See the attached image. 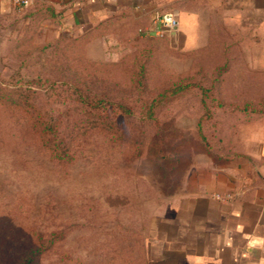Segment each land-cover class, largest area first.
Wrapping results in <instances>:
<instances>
[{
  "label": "rangeland",
  "instance_id": "1",
  "mask_svg": "<svg viewBox=\"0 0 264 264\" xmlns=\"http://www.w3.org/2000/svg\"><path fill=\"white\" fill-rule=\"evenodd\" d=\"M23 13L0 20V84L13 73L40 76L47 84L35 86L40 92L29 94L26 105L23 92L0 89V264H15L30 249L40 250L34 264H182V249L174 241L185 236L183 229L177 235L170 222L181 207L176 220L185 223L184 204L177 197L184 192L190 165L202 161L201 152L206 151L195 134L197 112L181 105L159 109L167 133L162 150L168 160L163 161L143 145L154 141L153 126L126 119L120 127L123 138L118 139L78 96L134 97L129 86L136 65L145 64L147 86L156 89L161 81L212 67L216 58L221 61L222 44L231 41L211 44L209 55L193 59L175 53L174 58L163 44L129 41L122 42L117 57L112 52L106 58L105 47L94 49L88 35H61L67 40L55 44L61 36H55L56 26L45 27V20L24 29L29 21ZM257 30L260 41L251 61L263 65V29ZM210 31L226 40L232 29L213 24ZM240 32L248 34L247 28ZM144 49L151 51L147 58ZM231 52L239 55L234 64L247 62L243 43ZM71 62L74 68L65 65ZM190 63L191 70L182 72ZM236 76H225L221 100L253 93L231 90L238 81L247 83L246 74ZM98 77L109 84L95 82ZM50 82L60 85L50 88ZM120 87L128 89L121 92ZM210 130L204 129L211 153L219 154ZM54 142L63 147L51 152Z\"/></svg>",
  "mask_w": 264,
  "mask_h": 264
},
{
  "label": "crops",
  "instance_id": "2",
  "mask_svg": "<svg viewBox=\"0 0 264 264\" xmlns=\"http://www.w3.org/2000/svg\"><path fill=\"white\" fill-rule=\"evenodd\" d=\"M39 5L54 11L55 17L45 19L44 26H56V37L88 35L94 49L105 47L106 58H111L112 52L117 57L123 50L122 42L129 41H147L155 47L163 44L169 53L186 59L203 58L204 53L209 55L211 44L231 41L230 45L222 44L221 61L216 58L212 67L199 69L212 71L226 60L228 69L223 79L230 74L237 78L247 75L248 84L233 82L237 86L231 90L253 93L221 103L262 106L263 113L218 112L221 125L215 145L219 154L203 150V160L190 165L184 175V192L177 197L184 204L186 221L181 226L176 220L179 207L170 227L177 235L183 229L184 240L174 241L182 249L178 255L182 264H264V64L253 65L251 61L260 41L257 29H263L264 44V0H39ZM33 6L34 0H28L27 6L0 0V20ZM165 12L176 15L178 29L158 39L153 34V21ZM213 24L232 29L226 40L223 35H213ZM241 28H247L248 34L241 33ZM241 43L248 49L247 62L237 60L234 64L232 60L239 55L231 50ZM187 67L182 72L191 70V63ZM225 85L223 81L221 90ZM257 91L263 94L253 96ZM213 194H229L232 198L221 203L211 197Z\"/></svg>",
  "mask_w": 264,
  "mask_h": 264
},
{
  "label": "trees",
  "instance_id": "3",
  "mask_svg": "<svg viewBox=\"0 0 264 264\" xmlns=\"http://www.w3.org/2000/svg\"><path fill=\"white\" fill-rule=\"evenodd\" d=\"M34 2L35 6L23 10L24 18L28 19L29 21L24 24V29L29 28V26L32 25V22H37V20L42 21L47 18L53 19L55 17V13L50 7H41L39 5V0H34ZM159 38H164V34L158 36V39ZM65 40L67 39H64V37L61 36L52 43L58 44L60 42H64ZM225 50L227 51L228 48ZM143 52L146 58L151 54L150 50L144 49ZM39 58L40 56L37 57V59ZM65 65H68V67H75L72 62ZM136 67V70L131 73L129 86V91L133 92L134 97L127 99L122 97L115 100L114 98H108V96L104 97V95L101 97L98 95H92V97L90 95H81L82 97L78 96L80 97L78 101L88 110L89 113H92L96 116L97 120L100 121L101 126L104 127V124H107L108 129L110 128L114 130V133L117 135L118 139L123 138V134L120 132V127L121 123L126 119L134 120L135 122H139L145 126H153L155 129L154 141L152 139L150 141L143 142V145H147L146 148L148 150H156V156L160 160H168L166 154L162 150L165 147L167 133L163 129L160 115L158 114L160 108H170L174 105H181L182 107H187L189 109L194 108L197 112L195 134L207 152L211 151V145L208 141V135H206L204 129L207 130L208 128L212 127V130H210L209 133L211 132L214 135L216 134L220 128V123L217 122L219 111L227 110L229 113H231L233 110H236L241 111L242 113H263L262 106L251 107L249 105H244L241 107H233L231 105L224 106L221 103V86L224 81L222 77L228 69V62L226 60L225 63L218 68L214 67L211 71V74H208L200 69L194 70L191 74L188 73L178 80L171 82L161 81L160 85L156 89H151L149 86H147L145 78V64L140 63L136 65ZM94 81L102 83L103 85L109 84L107 83L106 79L101 80L99 77L94 78ZM46 84L47 83L45 80L40 76L28 78L21 74L13 73L11 75L10 81L0 84V89L3 91L12 90V92L15 93L23 92L25 98L23 99L22 104L26 105V101L29 99V94H33L36 91L40 92V90H36L35 86ZM63 84L65 83H62L61 85ZM59 85L60 83L58 84L50 82V88ZM119 89L121 92H123L128 88L126 89L120 87ZM73 91L75 94L78 92L77 90ZM115 123L116 126L114 128L113 124ZM207 125H209V127ZM45 129L50 133V131H52L51 123H48ZM125 135L126 133H124V136ZM177 139H180V141L182 140V138ZM61 146L62 145L56 144V142H54L53 146L50 147L49 150L53 152L59 149ZM39 253V249H30L19 256L15 264H34Z\"/></svg>",
  "mask_w": 264,
  "mask_h": 264
},
{
  "label": "built area",
  "instance_id": "4",
  "mask_svg": "<svg viewBox=\"0 0 264 264\" xmlns=\"http://www.w3.org/2000/svg\"><path fill=\"white\" fill-rule=\"evenodd\" d=\"M15 3L20 6H27L28 0H15ZM154 30L155 36H161L166 33H173L178 29V20L173 12H165L154 18ZM212 198L221 203H227L231 200L229 194H214Z\"/></svg>",
  "mask_w": 264,
  "mask_h": 264
}]
</instances>
